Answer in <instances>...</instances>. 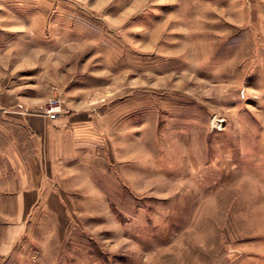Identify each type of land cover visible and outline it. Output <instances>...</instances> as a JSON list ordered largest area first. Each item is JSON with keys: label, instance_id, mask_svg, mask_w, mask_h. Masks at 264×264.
Wrapping results in <instances>:
<instances>
[{"label": "rangeland", "instance_id": "1", "mask_svg": "<svg viewBox=\"0 0 264 264\" xmlns=\"http://www.w3.org/2000/svg\"><path fill=\"white\" fill-rule=\"evenodd\" d=\"M0 264H264V0H0Z\"/></svg>", "mask_w": 264, "mask_h": 264}, {"label": "built area", "instance_id": "2", "mask_svg": "<svg viewBox=\"0 0 264 264\" xmlns=\"http://www.w3.org/2000/svg\"><path fill=\"white\" fill-rule=\"evenodd\" d=\"M56 106H57V105L54 104V105H52L51 107H54V108H55Z\"/></svg>", "mask_w": 264, "mask_h": 264}]
</instances>
